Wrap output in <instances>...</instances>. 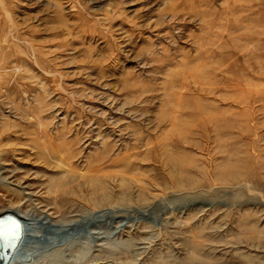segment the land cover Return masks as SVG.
<instances>
[{"label": "rangeland", "instance_id": "rangeland-1", "mask_svg": "<svg viewBox=\"0 0 264 264\" xmlns=\"http://www.w3.org/2000/svg\"><path fill=\"white\" fill-rule=\"evenodd\" d=\"M17 208L115 218L74 264H264V0H0Z\"/></svg>", "mask_w": 264, "mask_h": 264}, {"label": "bare ground", "instance_id": "bare-ground-1", "mask_svg": "<svg viewBox=\"0 0 264 264\" xmlns=\"http://www.w3.org/2000/svg\"><path fill=\"white\" fill-rule=\"evenodd\" d=\"M17 209L0 210V264L3 262H6L5 264H36L35 260L37 261L43 254L47 255V253L50 255L48 260H46L48 264L55 262L74 264L79 259L75 251L77 252V250L81 249L82 242L86 241L90 247L94 248L99 246L98 241L108 238V234H105L103 229L100 228L101 225L104 227V222L109 218L108 216L104 218L105 214L103 213L98 216L103 218L101 220L96 216L91 218L88 216V219L86 217L82 219L84 220L83 224H80L81 222L77 219L73 222L68 220L54 221L56 224L53 225L47 215L41 216L37 214L38 216H34L33 212L32 214L21 213ZM9 212L14 214L17 220L7 216ZM75 215L77 217L82 216L81 214ZM114 219L109 218V220ZM17 223H19V226ZM124 226V223H120L118 228L116 227L117 230L115 232L123 229ZM69 228L71 232H69ZM82 228H87V230L82 231ZM37 231L42 232L45 236L43 235L44 237L42 238L35 237L34 233ZM27 233H29V237L24 242V236ZM26 243L29 244L27 245ZM55 256L57 257L56 260H54Z\"/></svg>", "mask_w": 264, "mask_h": 264}, {"label": "water", "instance_id": "water-1", "mask_svg": "<svg viewBox=\"0 0 264 264\" xmlns=\"http://www.w3.org/2000/svg\"><path fill=\"white\" fill-rule=\"evenodd\" d=\"M1 247V246H0Z\"/></svg>", "mask_w": 264, "mask_h": 264}]
</instances>
